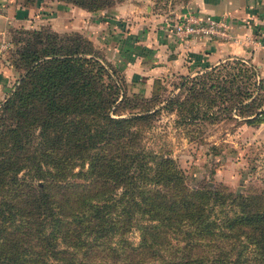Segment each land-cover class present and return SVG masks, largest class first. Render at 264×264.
<instances>
[{
  "label": "trees",
  "instance_id": "1",
  "mask_svg": "<svg viewBox=\"0 0 264 264\" xmlns=\"http://www.w3.org/2000/svg\"><path fill=\"white\" fill-rule=\"evenodd\" d=\"M15 31L21 72L0 103V264H264V186L190 187L171 151L146 141L162 111L191 139L232 106L264 121L253 64L225 59L181 74L163 98L161 78L148 98L129 96L80 32Z\"/></svg>",
  "mask_w": 264,
  "mask_h": 264
},
{
  "label": "crops",
  "instance_id": "2",
  "mask_svg": "<svg viewBox=\"0 0 264 264\" xmlns=\"http://www.w3.org/2000/svg\"><path fill=\"white\" fill-rule=\"evenodd\" d=\"M159 6L162 12H154L152 0H128L89 16L75 10L78 13L72 17L67 9L60 11L66 14L61 24L51 23L59 30L86 27L89 38L105 46L106 59L122 64L126 75L138 76L140 81L166 74H194L233 57L250 62L264 77V0H163ZM42 7L25 8L12 0H0V35L7 31L8 23L28 25L24 16L34 9L33 22H42L40 18H46L38 12ZM187 11L226 18L238 42L206 36L178 40L166 21Z\"/></svg>",
  "mask_w": 264,
  "mask_h": 264
},
{
  "label": "rangeland",
  "instance_id": "3",
  "mask_svg": "<svg viewBox=\"0 0 264 264\" xmlns=\"http://www.w3.org/2000/svg\"><path fill=\"white\" fill-rule=\"evenodd\" d=\"M25 8L43 5L38 10L46 18L41 19L40 23L33 22V13L24 16L28 25L18 23H8L7 31L0 35V103L7 96L21 70L15 67L10 61V54L14 47L13 34L15 29H51L59 33L78 31L83 36L88 37L86 27L84 29L59 30L52 27V23L61 24L65 12L69 9V17L78 13L79 10L85 11L87 16L91 13H97L104 9L88 10L81 6L66 2L64 0H12ZM113 5H118L128 0H112ZM137 1V0H129ZM163 0H152L154 12H162L159 6ZM45 6V7H44ZM74 8V10H72ZM27 10V9H26ZM27 12V11H26ZM193 12V11H187ZM53 15V18H52ZM38 20V19H37ZM50 20V22H49ZM51 20L52 23H51ZM85 25V24H84ZM90 39V38H89ZM178 39V38H177ZM179 40V39H178ZM92 44L112 68L123 77L126 92L128 95L138 94L139 97L148 98L151 95L155 80L164 79L156 84V94L159 98L173 93L175 85L180 82L181 74L174 73L162 76H151L150 81H140L138 76H128L123 72L122 64L107 60L105 57V46L98 43ZM139 44L134 45L138 53ZM121 63V62H120ZM263 77V76H261ZM264 78V77H263ZM138 101H142L138 99ZM231 101H227L230 104ZM217 105V104H216ZM262 108V106H259ZM242 111V108L232 106L229 113H219L218 119L212 123H207L198 137L197 134L191 139L187 137L180 128L173 126L174 113L162 111L159 118L156 119V127L146 133V141L150 146L157 147L162 144L164 150H170L173 157L182 168L186 183L190 187H198L208 182L211 186L214 184H223L233 192H248L251 188L259 189L264 186V121L250 123L246 118L251 111ZM159 137V143H154V138ZM128 238L138 241V231L133 229Z\"/></svg>",
  "mask_w": 264,
  "mask_h": 264
},
{
  "label": "built area",
  "instance_id": "4",
  "mask_svg": "<svg viewBox=\"0 0 264 264\" xmlns=\"http://www.w3.org/2000/svg\"><path fill=\"white\" fill-rule=\"evenodd\" d=\"M168 28L179 40H188L193 37L206 36L221 38L237 43L238 38L231 31L229 20L224 17H215L208 13L185 12L173 21H166Z\"/></svg>",
  "mask_w": 264,
  "mask_h": 264
}]
</instances>
